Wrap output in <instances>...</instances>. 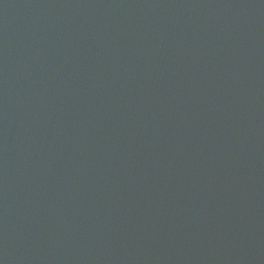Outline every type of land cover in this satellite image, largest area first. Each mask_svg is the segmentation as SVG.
<instances>
[{"label":"water","instance_id":"1","mask_svg":"<svg viewBox=\"0 0 264 264\" xmlns=\"http://www.w3.org/2000/svg\"><path fill=\"white\" fill-rule=\"evenodd\" d=\"M0 264H264V0H0Z\"/></svg>","mask_w":264,"mask_h":264}]
</instances>
